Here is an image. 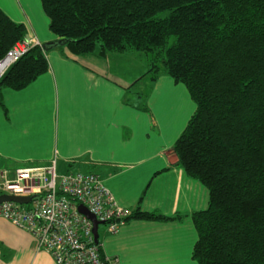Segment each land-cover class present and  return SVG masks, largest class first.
Wrapping results in <instances>:
<instances>
[{
    "label": "trees",
    "instance_id": "16d2710c",
    "mask_svg": "<svg viewBox=\"0 0 264 264\" xmlns=\"http://www.w3.org/2000/svg\"><path fill=\"white\" fill-rule=\"evenodd\" d=\"M58 40L35 46L0 79L21 90L48 69V49L74 57L134 51L146 75L187 89L195 111L174 144L207 190L192 215L197 264H264V0H41ZM26 29L0 10V60ZM59 42V44L57 43ZM50 44V45H49ZM134 211L126 220L179 219Z\"/></svg>",
    "mask_w": 264,
    "mask_h": 264
},
{
    "label": "crops",
    "instance_id": "0c3cea01",
    "mask_svg": "<svg viewBox=\"0 0 264 264\" xmlns=\"http://www.w3.org/2000/svg\"><path fill=\"white\" fill-rule=\"evenodd\" d=\"M27 39H57L41 0H0ZM47 71L25 88L2 89L0 171L46 166L93 174L118 207L168 221L128 220L115 232L98 227L100 253L116 264H197L192 215L208 207V190L186 175L173 147L195 105L182 84L146 75L138 52L72 56L48 49ZM0 264H55L34 238L0 217Z\"/></svg>",
    "mask_w": 264,
    "mask_h": 264
},
{
    "label": "built area",
    "instance_id": "2783aa9c",
    "mask_svg": "<svg viewBox=\"0 0 264 264\" xmlns=\"http://www.w3.org/2000/svg\"><path fill=\"white\" fill-rule=\"evenodd\" d=\"M35 46L41 43L34 38L17 43L0 60V79ZM0 192L31 198L28 204H0V217L28 232L37 249L47 252L55 264H116L101 255L92 223L77 210L78 205L85 206L110 232L117 231L131 215L117 206L96 175L59 174L53 159L46 166L16 169L13 178L0 171Z\"/></svg>",
    "mask_w": 264,
    "mask_h": 264
},
{
    "label": "water",
    "instance_id": "95a60500",
    "mask_svg": "<svg viewBox=\"0 0 264 264\" xmlns=\"http://www.w3.org/2000/svg\"><path fill=\"white\" fill-rule=\"evenodd\" d=\"M57 43L59 44V42H57ZM30 200H31V198H20V197L9 196L6 194L0 195V204L5 203V202H13V203H17V204H28ZM77 210L81 215L85 216L92 223V225H93L92 233L94 236L95 243L98 244V238H99L98 227H99V225H101L103 223L98 221L95 218V216L92 215L85 206L80 204L77 206Z\"/></svg>",
    "mask_w": 264,
    "mask_h": 264
},
{
    "label": "rangeland",
    "instance_id": "374dc122",
    "mask_svg": "<svg viewBox=\"0 0 264 264\" xmlns=\"http://www.w3.org/2000/svg\"><path fill=\"white\" fill-rule=\"evenodd\" d=\"M58 173L59 174H64V173H68V171L67 172H61V171L58 170ZM0 194H1V192H0Z\"/></svg>",
    "mask_w": 264,
    "mask_h": 264
},
{
    "label": "bare ground",
    "instance_id": "6f19581e",
    "mask_svg": "<svg viewBox=\"0 0 264 264\" xmlns=\"http://www.w3.org/2000/svg\"><path fill=\"white\" fill-rule=\"evenodd\" d=\"M56 165H57V162H56ZM57 171H58V168H57ZM103 223V222H102ZM103 224H105L106 225V223H103Z\"/></svg>",
    "mask_w": 264,
    "mask_h": 264
}]
</instances>
